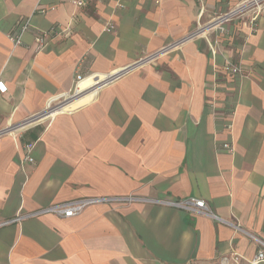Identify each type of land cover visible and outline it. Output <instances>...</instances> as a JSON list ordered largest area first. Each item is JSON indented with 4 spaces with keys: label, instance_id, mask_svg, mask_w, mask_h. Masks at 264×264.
<instances>
[{
    "label": "crops",
    "instance_id": "0c3cea01",
    "mask_svg": "<svg viewBox=\"0 0 264 264\" xmlns=\"http://www.w3.org/2000/svg\"><path fill=\"white\" fill-rule=\"evenodd\" d=\"M242 1L0 0V264H218L231 252L250 264L260 245L238 227L264 241V13L256 27L243 16L190 36ZM23 22L14 45L9 35ZM178 40L31 120L76 76L89 88ZM129 194L202 198L223 221L138 201L11 221L71 199Z\"/></svg>",
    "mask_w": 264,
    "mask_h": 264
},
{
    "label": "built area",
    "instance_id": "2783aa9c",
    "mask_svg": "<svg viewBox=\"0 0 264 264\" xmlns=\"http://www.w3.org/2000/svg\"><path fill=\"white\" fill-rule=\"evenodd\" d=\"M72 2L76 6H81V5H85L87 0H72ZM262 13H264V0H243L242 2L234 5L233 7L227 9L224 12L216 13L209 20L202 23H198L196 30L193 31L190 34V36L192 37L199 36L200 34H204L209 29L220 28L226 22L236 20L243 16H249L251 24L253 25V27H256L257 19ZM26 28H27V22H23L20 24L19 28L14 33H11L9 35L14 45L21 43L22 33L25 31ZM112 28L113 25L105 26L106 31H110V29ZM45 36L47 35L43 33L42 36H40L37 39L35 43L36 50H39L43 46ZM180 43L181 40L167 43L153 53H150L148 55H143L139 57L137 60L129 63L128 65L117 68L109 73H105L103 79L99 81V83H97L99 84L97 88L99 89L102 86H106L110 84L111 82L119 79L124 74L136 68L141 67L143 64L150 63L151 61L155 60L159 55L170 51ZM227 68L231 69L229 67ZM231 70L236 71L237 69L232 68ZM84 78L85 77L76 76L75 86L71 91L64 93L58 98L50 101L46 106V108L43 109L40 113L31 117V120L51 117L56 112L60 111L65 104L69 103L70 101H73L74 99L78 98L79 96H81L82 94L88 91H92L91 88L81 89L80 87L77 86V84ZM5 92H6V85L0 79V93H5ZM32 146H33L32 144L26 145V150H27L26 160L33 161L31 157ZM226 147L229 148L230 150L232 149V147L229 145H227ZM112 201L121 202V203L138 201V202H146L157 205H165L169 207L182 209L187 212L201 213L217 221H223L220 217H218L215 213H213L210 210L209 206L202 198H197L192 196V197L179 198V199H170V198L141 197L133 194L124 195V196H96V197H82L77 199H71L65 202L43 207L33 212L24 213V214L19 213L11 221H15L23 217L35 216L43 213H54L62 217H71L78 214L82 209H84L88 205L101 203V202H112ZM11 221H5L3 223L5 224ZM238 229L242 230L252 239L257 241V243L260 245V248L257 250L254 258L251 259L249 263L258 264L259 262L264 261V241L239 227ZM240 258L241 256L238 253L231 252L226 255L220 256L218 259V264H238L240 262Z\"/></svg>",
    "mask_w": 264,
    "mask_h": 264
},
{
    "label": "bare ground",
    "instance_id": "6f19581e",
    "mask_svg": "<svg viewBox=\"0 0 264 264\" xmlns=\"http://www.w3.org/2000/svg\"><path fill=\"white\" fill-rule=\"evenodd\" d=\"M102 79H103V77H102V78H100V81H101ZM83 80H84V79H82L81 81H83ZM81 81H80V82H81ZM80 82H79V83H80ZM79 83L77 84V86L79 85ZM98 83H99V82H98ZM98 85H99V84H97V83H96V84L92 85V86H91V87H89V88H91V90L93 91V90H95V89L97 88V86H98ZM90 92H91V91H88V92H86V93H84V94H87V93H89V94H90ZM82 95H83V94H82ZM63 107H64V106H63ZM63 107L61 108V110H64V108H63Z\"/></svg>",
    "mask_w": 264,
    "mask_h": 264
}]
</instances>
